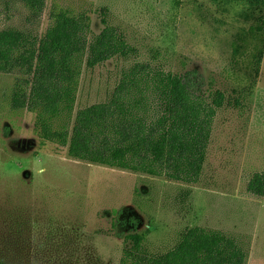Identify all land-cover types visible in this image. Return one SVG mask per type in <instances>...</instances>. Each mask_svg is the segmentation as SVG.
<instances>
[{
  "label": "rangeland",
  "instance_id": "1",
  "mask_svg": "<svg viewBox=\"0 0 264 264\" xmlns=\"http://www.w3.org/2000/svg\"><path fill=\"white\" fill-rule=\"evenodd\" d=\"M102 9L137 54L84 69L74 114L108 103L137 65L196 71L206 96L221 91L228 100L202 176L189 184L72 159L39 137L35 114L12 108L23 74H0V264H120L129 244L112 228L117 213L150 254L173 250L199 227L243 242L248 264H264V197L247 190L264 174V0H46L38 19L22 0H0V30L41 38L52 13L65 10L87 15L96 36ZM140 112L147 118V97ZM37 158L43 176L31 171Z\"/></svg>",
  "mask_w": 264,
  "mask_h": 264
},
{
  "label": "trees",
  "instance_id": "2",
  "mask_svg": "<svg viewBox=\"0 0 264 264\" xmlns=\"http://www.w3.org/2000/svg\"><path fill=\"white\" fill-rule=\"evenodd\" d=\"M22 1L33 18L44 13L46 0ZM101 15L105 28L96 36L87 15L65 10L52 13L53 23L41 38L15 29L0 30V74H23L12 94V108L35 114L39 137L67 147L74 160L197 183L207 160L215 118L228 102L221 91L206 96L205 80L198 72L180 76L137 65L125 74L108 103L74 114L84 69L94 70L115 58L128 60L137 54L109 24L108 10L102 9ZM259 55L258 65L263 53ZM145 97L147 118L140 112ZM155 103L159 114L153 118L150 109ZM235 105L240 106L238 99ZM247 190L264 197V174H256ZM128 224L119 213L112 220L116 235L129 244L120 264L249 261L246 244L199 227L188 229L173 250L153 255L143 246L144 236L130 230Z\"/></svg>",
  "mask_w": 264,
  "mask_h": 264
},
{
  "label": "clouds",
  "instance_id": "3",
  "mask_svg": "<svg viewBox=\"0 0 264 264\" xmlns=\"http://www.w3.org/2000/svg\"><path fill=\"white\" fill-rule=\"evenodd\" d=\"M31 171L35 175L43 176L47 172V167L45 166V162L39 158L33 161V167Z\"/></svg>",
  "mask_w": 264,
  "mask_h": 264
}]
</instances>
